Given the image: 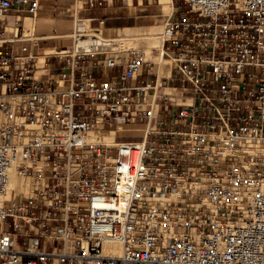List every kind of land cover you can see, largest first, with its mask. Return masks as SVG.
Returning <instances> with one entry per match:
<instances>
[{
  "label": "built area",
  "instance_id": "built-area-1",
  "mask_svg": "<svg viewBox=\"0 0 264 264\" xmlns=\"http://www.w3.org/2000/svg\"><path fill=\"white\" fill-rule=\"evenodd\" d=\"M182 1L153 49L168 75L76 17L45 78L6 18L38 0H0V264H264V0ZM120 123L145 130L91 138Z\"/></svg>",
  "mask_w": 264,
  "mask_h": 264
},
{
  "label": "crops",
  "instance_id": "crops-1",
  "mask_svg": "<svg viewBox=\"0 0 264 264\" xmlns=\"http://www.w3.org/2000/svg\"><path fill=\"white\" fill-rule=\"evenodd\" d=\"M39 8L35 14L14 11L7 14L6 18L11 23L19 19V25L33 31L37 38L35 42L27 44V50L37 56L39 65L47 68L37 70L42 77H54L59 71V59L56 51L62 47H69L71 44L70 34L73 29L74 18H83L90 26H100L108 33L114 34L117 30H125L127 33H138L146 27L160 31L157 11L151 5V0H102L101 5L89 6L85 0H38ZM81 2L82 5L78 6ZM164 11L167 8L159 2ZM172 15L173 0L171 2ZM31 24V27L28 26ZM165 61L155 63L153 69L168 75L164 68ZM96 75L106 77L117 73L118 68L108 69L104 66L103 58L98 59ZM135 125L142 124H123L120 123L115 129L116 134H136L133 130ZM143 128V125L141 126Z\"/></svg>",
  "mask_w": 264,
  "mask_h": 264
},
{
  "label": "bare ground",
  "instance_id": "bare-ground-1",
  "mask_svg": "<svg viewBox=\"0 0 264 264\" xmlns=\"http://www.w3.org/2000/svg\"><path fill=\"white\" fill-rule=\"evenodd\" d=\"M159 2L161 4H163L168 9L172 0H159ZM28 26L31 27V24L28 23ZM141 32L142 31H140L139 33H131L130 36H126V35H120V36L127 38L129 43H134L137 40V37H135L136 34H141ZM100 34H101V32H100ZM138 38L144 40L145 45L147 47L148 54L155 61V63L159 64L160 61L161 62L165 61V63L167 62L166 59L161 58L159 56V54H156L153 52L154 48H159L161 45V34L158 32V30H155L153 28H149L146 33L141 34L140 36H138ZM156 72H158L159 75L161 73L160 71H158V69L156 70ZM142 125H135V127L137 129L133 130V132L134 133H143L145 130V126L143 125V128H142L141 127ZM115 133H116L115 129L110 130L108 132H101L99 130L92 131L91 132V138L92 139H99V140H102V141L107 142V143H114L117 141L115 139ZM31 187H32L31 179L29 180L27 177H20L17 174H15L14 172H12L10 175L7 195L9 197H11L12 195H15L16 193H18L19 191H22L25 194H29L31 191ZM116 251L120 252L119 246H116Z\"/></svg>",
  "mask_w": 264,
  "mask_h": 264
},
{
  "label": "rangeland",
  "instance_id": "rangeland-1",
  "mask_svg": "<svg viewBox=\"0 0 264 264\" xmlns=\"http://www.w3.org/2000/svg\"><path fill=\"white\" fill-rule=\"evenodd\" d=\"M81 5H82V3L79 2L78 6H81ZM151 5H153V7L156 9V11L158 13L157 14V18L161 19V21H159L160 31H158L161 34L162 28H163V24L166 21V19L170 16L169 12L171 11V7L172 6L170 4V6L168 7L167 11H164L162 9V6L159 4V0H151ZM178 9H181V10H185L186 9L184 4H183V1L182 0H173V10H172V12H175ZM89 26L90 25L87 23L86 27L89 28ZM151 27L152 26L146 27L145 29H143V30L140 29V30L143 33H146L148 31V29L151 28ZM100 31H101L102 34L108 35V36H112V35H126V36H130L131 35V33H127L125 30H117L116 33L110 34V33H108L107 29L103 30L102 27L100 28ZM142 32H141V34H143ZM141 34H136V36L134 35L135 37H137V40L134 43L137 44V45H142V46L146 47L144 40L138 38V36H140ZM146 49H147V47H146ZM154 52H155V50H154ZM27 178L30 180L29 177H27Z\"/></svg>",
  "mask_w": 264,
  "mask_h": 264
}]
</instances>
